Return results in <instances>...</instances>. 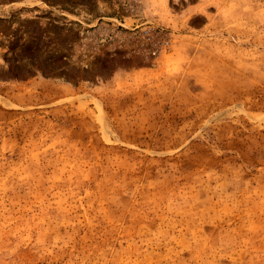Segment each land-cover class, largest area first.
Wrapping results in <instances>:
<instances>
[{
  "label": "rangeland",
  "instance_id": "374dc122",
  "mask_svg": "<svg viewBox=\"0 0 264 264\" xmlns=\"http://www.w3.org/2000/svg\"><path fill=\"white\" fill-rule=\"evenodd\" d=\"M0 264H264V0H0Z\"/></svg>",
  "mask_w": 264,
  "mask_h": 264
},
{
  "label": "built area",
  "instance_id": "2783aa9c",
  "mask_svg": "<svg viewBox=\"0 0 264 264\" xmlns=\"http://www.w3.org/2000/svg\"><path fill=\"white\" fill-rule=\"evenodd\" d=\"M146 34V39L149 41V43H150V45H149V48L151 49V53H154L156 50H157V48H155L154 47V45L153 44H151V41H150V36L149 35H147V33H145ZM167 44V41L166 40H162V41H160L159 42V45L160 46H163V45H166ZM154 47V48H153Z\"/></svg>",
  "mask_w": 264,
  "mask_h": 264
}]
</instances>
